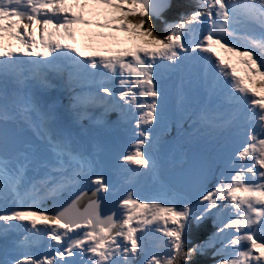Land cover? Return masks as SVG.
I'll use <instances>...</instances> for the list:
<instances>
[{
    "label": "snow or ice",
    "instance_id": "snow-or-ice-1",
    "mask_svg": "<svg viewBox=\"0 0 264 264\" xmlns=\"http://www.w3.org/2000/svg\"><path fill=\"white\" fill-rule=\"evenodd\" d=\"M0 264H264V0H0Z\"/></svg>",
    "mask_w": 264,
    "mask_h": 264
},
{
    "label": "rangeland",
    "instance_id": "rangeland-1",
    "mask_svg": "<svg viewBox=\"0 0 264 264\" xmlns=\"http://www.w3.org/2000/svg\"><path fill=\"white\" fill-rule=\"evenodd\" d=\"M216 51H217L218 54H220L222 57H227V56H228V54H227V53H223L222 50L216 49ZM234 60H235V58H234ZM237 68L239 69V65H237ZM130 143H131V142H130ZM128 147H129L128 145L125 146V151L128 150Z\"/></svg>",
    "mask_w": 264,
    "mask_h": 264
}]
</instances>
